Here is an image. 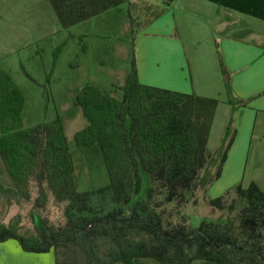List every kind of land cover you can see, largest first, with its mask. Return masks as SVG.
<instances>
[{
	"label": "trees",
	"instance_id": "16d2710c",
	"mask_svg": "<svg viewBox=\"0 0 264 264\" xmlns=\"http://www.w3.org/2000/svg\"><path fill=\"white\" fill-rule=\"evenodd\" d=\"M47 1L66 29L127 5L135 33L132 0ZM166 2L142 30L167 10ZM221 69L228 85L222 63ZM117 87L113 95L87 85L77 95L88 124L75 133V143L100 152L109 176L102 187L78 191L61 118L25 128L24 96L0 73V155L12 181L11 187L0 182V200L21 206L35 189L38 208L49 197L65 205L59 225L36 213L32 229L20 213L0 221V242L16 240L28 252L54 251L55 264H134L137 258L264 264V191L256 182L239 183L216 198L205 195L208 205L229 212L224 222L202 220L193 228L184 213L190 201L197 203L202 171L213 156L208 140L218 100L141 83L134 51L130 72ZM234 138L227 140L216 178ZM142 171L150 177L144 196Z\"/></svg>",
	"mask_w": 264,
	"mask_h": 264
},
{
	"label": "rangeland",
	"instance_id": "374dc122",
	"mask_svg": "<svg viewBox=\"0 0 264 264\" xmlns=\"http://www.w3.org/2000/svg\"><path fill=\"white\" fill-rule=\"evenodd\" d=\"M132 1V15L137 17L134 35L127 5L67 29L60 25L48 1L43 3L35 0L30 5L26 0H20L16 5L5 2L0 5V73L8 75L24 96L22 120L25 128L51 121L57 116L61 118L75 163L78 191L102 187L108 184L109 176L100 152L93 147L84 148L75 143V133L88 124L82 108L76 104L77 95L87 85L113 94L114 88L124 84L130 72L137 37L143 31L144 23L157 9L164 7L166 0ZM148 7L151 9L149 13L146 10ZM175 8L179 9V5ZM205 10V15L197 12L196 16L206 28L215 30L213 16L207 14V8ZM192 43L187 41L188 51H191ZM199 43L202 56L211 61L207 43ZM115 95L119 96L120 91ZM220 145L214 147V142L211 145L213 156L202 171L196 193L197 203L190 201L184 208L188 223L193 228L198 227L202 220L224 222L229 216L227 210L212 207L204 200L207 195L203 192L205 188L211 198L225 192L219 188L222 182H216L223 155ZM256 154L259 166L254 163ZM249 162L247 178L257 176L263 180L264 152H251ZM149 186V174L142 171L140 196L146 194ZM36 196V190L33 189L31 199L23 201L21 206H9L5 199H1L0 221L8 222L20 213L23 225L32 229L33 214L36 213L39 218L47 217L56 225L65 222L64 203H56L49 197L46 206L38 208Z\"/></svg>",
	"mask_w": 264,
	"mask_h": 264
},
{
	"label": "crops",
	"instance_id": "0c3cea01",
	"mask_svg": "<svg viewBox=\"0 0 264 264\" xmlns=\"http://www.w3.org/2000/svg\"><path fill=\"white\" fill-rule=\"evenodd\" d=\"M17 1L20 0H0V5L1 2L16 5ZM26 1L30 5L35 3ZM166 3L167 10L135 41L139 81L216 98L218 105L208 140L210 150L213 142L214 147L221 144L220 149H224L235 133L221 175L216 178V182H222L219 188L226 192L239 183L247 186L254 181L264 191V179L247 178L250 153L264 152V0H167ZM206 8L207 14L213 16L215 30L206 28L196 16L197 12L205 15ZM187 41H193L191 51L187 50ZM199 41L207 43L211 61L202 56ZM221 63L229 75L228 85ZM258 161L256 154L257 166ZM0 181L12 186L1 155ZM203 192L210 194L206 188ZM0 264H55V253L24 251L18 241L11 239L0 242ZM134 264L161 263L152 258H137ZM192 264L218 263L196 260Z\"/></svg>",
	"mask_w": 264,
	"mask_h": 264
}]
</instances>
